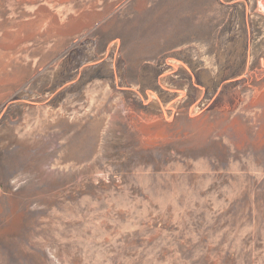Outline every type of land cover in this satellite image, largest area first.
Listing matches in <instances>:
<instances>
[{
    "label": "rangeland",
    "instance_id": "374dc122",
    "mask_svg": "<svg viewBox=\"0 0 264 264\" xmlns=\"http://www.w3.org/2000/svg\"><path fill=\"white\" fill-rule=\"evenodd\" d=\"M0 264H264V0H0Z\"/></svg>",
    "mask_w": 264,
    "mask_h": 264
}]
</instances>
